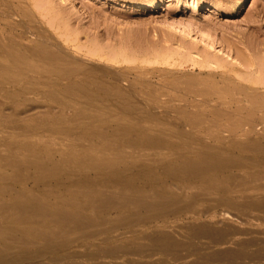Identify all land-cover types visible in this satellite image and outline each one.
Wrapping results in <instances>:
<instances>
[{
    "label": "rangeland",
    "instance_id": "obj_1",
    "mask_svg": "<svg viewBox=\"0 0 264 264\" xmlns=\"http://www.w3.org/2000/svg\"><path fill=\"white\" fill-rule=\"evenodd\" d=\"M0 40L7 44L22 41L32 49L43 41L48 51L68 52L81 59L80 63L93 67L96 75L87 77L82 83L90 82L89 92L101 99L92 103L86 90L70 99L85 107L90 105L88 110L104 118L81 129L62 126L59 123L63 117L70 118L78 112L68 96L64 100L65 95L56 93L48 98L44 91L31 93L14 79L7 82L0 77V117L5 119L0 122L1 150L12 149L17 158L26 152L36 156L43 154L55 163L65 164V170L73 171L78 177L97 178L102 185L114 179L110 189L116 192L124 190L117 184L124 182L131 185L130 190L141 189L144 194L150 192L151 196L163 192L175 196L169 208L152 212L153 220L147 221L143 231L139 230V225L127 228L130 220L126 223L124 220L129 211L125 210L123 215H117L116 211L105 212L106 218L101 223L93 224L86 231L72 232L71 236L69 234L71 240L68 235L61 238L62 241L67 239L65 249L42 251L34 258L20 259L16 264H182L184 258H178L174 252L153 247L150 236L159 233L186 245V249L184 246L177 249L180 255L192 253L185 260H196L203 253L214 259L205 264H264V209L253 200L249 203L241 196L234 197L236 192L247 190H256L258 196L264 197V192L261 193L264 190V122L260 120L264 115V0H0ZM33 74L29 72V75ZM95 79L102 80L101 83L113 81L112 86L116 90L121 88L129 96L128 100H132L131 106L121 103L122 97L118 93L103 96L91 82ZM226 94L241 101L240 105L245 108L241 111L236 103L231 104V109L219 104H199ZM106 96L114 98L108 100ZM125 109L127 111H123ZM241 114L247 115L254 124L238 123ZM121 117L132 122L136 120L134 123L149 128L151 133L160 135L162 129L172 140L164 141L162 145L144 143L141 136L145 132L141 134L119 126ZM253 128L258 133L252 140L243 137V132ZM19 129L25 131L24 137L18 136ZM230 130L236 133L230 134ZM221 131L218 139L216 136ZM165 139L160 135L159 140ZM25 141L49 144L39 146L41 151L29 150ZM110 143L112 146L108 145ZM202 145L220 147L222 151L228 149L225 152L231 151L229 154L232 155L233 151L234 156L248 161L236 162L229 170L223 167L198 176L171 171L186 162H193V167H197L202 159L191 156L186 147L193 149ZM257 146L259 150L255 149ZM111 147L126 152V158L131 161L156 163L160 151L168 155L169 160L146 170H137L134 163H124L115 168L116 177L108 178L93 171L89 154L97 150L111 158L115 152ZM138 172L155 178L160 190H152L139 182ZM11 174L13 171L3 169L0 161V176L8 178ZM38 174L36 170L24 174L22 186L26 188L25 192L40 195L49 204L62 205L61 199L70 198L68 193L54 198L46 181L38 184ZM85 181L77 186L86 187ZM9 186L2 182L0 192ZM19 188L17 191H21ZM150 194L146 195L152 198ZM1 199L9 201L7 196H1ZM162 212L160 218L158 213ZM1 225L0 232H4ZM200 226L225 231L223 238L229 243L212 248V244H207L212 243V239L195 235L194 228ZM135 229L139 231L134 234L131 231ZM88 232L96 234L87 237L84 234ZM110 237L117 239L107 241L109 246L104 239ZM27 239L34 242L32 250L33 244L41 247L46 244L32 237ZM192 243L194 250L190 246ZM220 249L230 255L215 253Z\"/></svg>",
    "mask_w": 264,
    "mask_h": 264
},
{
    "label": "bare ground",
    "instance_id": "obj_2",
    "mask_svg": "<svg viewBox=\"0 0 264 264\" xmlns=\"http://www.w3.org/2000/svg\"><path fill=\"white\" fill-rule=\"evenodd\" d=\"M10 43H11V41H10ZM36 45H38V46H36ZM36 45H35L36 47L34 46L35 48L33 47V49H32V47H29L28 45L23 44L22 41H20L18 43L13 41V43L7 44L4 41L0 40V77L3 79L5 78V80L7 82H10L12 79H14L13 81L16 84L21 85V87L23 89H27V91L31 92V93H37L38 91H40V92L44 91V93L48 96V98L50 95L52 96L53 94L59 93L61 95H65L64 100L66 99V96H68L69 100H71L70 98L78 97L77 95L82 93L81 91L86 90L87 93H90L92 103H93V101H97V100L101 99L100 96L98 98L96 94L89 92L91 89V87H90L91 83L90 82L82 83L84 81V79H86L87 77L89 79L94 77V74L96 71H94L95 69L93 67L80 63L81 59L75 58L72 54L70 55V54H68V52L63 51L62 49L61 50L63 51V53H60L61 51H58V50L56 52L48 51L47 45L43 44V41L40 44H36ZM35 56L37 58H34ZM96 70H97V68H96ZM29 72H33L35 74L29 75ZM107 80L108 79H106V81ZM91 82H93L96 85L98 90L100 89L102 91L103 96H104V94L105 95H111V94H113V92L118 93L122 97L121 103H123L124 105H126L128 107L131 106L130 101H132V100H130V101L128 100L127 97H129V96L125 95V93L122 91L121 88H117V90H116L115 86L113 87L111 84L113 81L111 83H105V81H103V83H101L102 80L95 79L94 81H91ZM115 83H116V81H115ZM16 87H18V85ZM128 93H131V92H128ZM53 96H56V95H53ZM106 97H108V96H106ZM106 97L105 98L103 97V98L107 100ZM219 97L220 98H218L217 100H208V101L204 100V101L199 102V104L204 105V106H208V105L213 106V104H219V106H221V107H230V109H231V104L236 103L235 106L237 105L241 111L245 108V106L240 105L241 101L234 100L233 97L228 95V94L223 95V96L221 95ZM112 98H114V97H112ZM112 98L108 97V100H110ZM123 98H124V100H123ZM58 99L59 98H57V100ZM61 100L63 102H67V101H68V103L70 102L69 100H67V101H64L63 99H61ZM78 100H80V99H78ZM115 100H117V99H115ZM122 100H123V102H122ZM82 101L83 100H81V102ZM102 102H103V100H102ZM112 103H113V101H112ZM74 104L77 106L76 108L78 109V112L73 114L72 116H70V118L63 117L60 121L61 123H59L62 126H65L68 128H80L81 129L86 125H90V124L94 125L98 122H101L104 119V118L102 119V117L94 114V112H92V110H88L87 107L90 105L87 104L88 106L85 107L83 104L78 103V102L74 103ZM96 104H97V102H96ZM114 105H116V104H114ZM119 106H121V105H119ZM121 108H123V107H121ZM94 111H96V110H94ZM123 111H127V110L125 109ZM212 113H213V111H212ZM127 117H129V116H127ZM3 120L5 121V119L3 117H0V122ZM260 120L262 122H264V115L260 117ZM116 121L118 122V119H116ZM119 121H121V123L118 125L122 126L124 129L130 128L134 131L141 132V134L144 131L145 133H143L141 136L144 143H151V144L160 143L161 144L164 141L166 142L168 140H172L171 136L166 134V132L164 133L162 129H160V135L162 137L165 136L166 137L165 140H159L160 139L159 134L151 133L149 128L142 126L141 124L134 123L136 120L134 122H132V120H127L126 117H121L119 119ZM139 121L140 120H138L137 122H139ZM239 122L241 124L242 123H247L249 125L254 124V122H252V120H250V118H248L247 115H242L241 120H239L238 123ZM24 132H25L24 130L19 129L18 136L24 137L25 136ZM27 132H29V131H27ZM222 133H223V131L219 132V134H217L216 137L219 139V137ZM229 133L235 134L236 131L230 130ZM257 133L258 132L256 131V129L253 128V129L246 130L242 134H243V137L248 138V139L251 138V140H252L253 137ZM263 133H264V130H263ZM157 138H159V139H157ZM262 138H263V136H262ZM111 141H109V142H111ZM113 141L116 142L117 140L115 141V139H114ZM242 142H243V140H242ZM247 142H245V143H247ZM41 143H42V145L35 143V142L25 141V146H27L29 150L41 151V149H40L41 146H47L49 144L46 141L45 142L42 141ZM111 143L108 145L110 146ZM262 145H264V144H262ZM20 146H21V144H20ZM39 146H40V148H39ZM240 146H238V147H240ZM243 146H244V144H243ZM257 147L255 149L259 150V147L258 148ZM111 148H113V147H111ZM115 148H113V149L115 150ZM219 148L220 147H218L216 149L215 148H209L208 146L206 147L204 145H202L201 147L197 146L193 149H189L186 147V151H188L191 156L193 155L195 157H200L202 159V161L199 162L200 164H198L197 167H193L194 166L193 162H186V163L178 165L176 167V169H171V171L183 172V173L187 174L186 176H193V175L198 176L200 174H202V175L207 174L210 171H213V170H216L219 168H223V167H225L229 170L233 166L236 165L235 164L236 162H239V161L247 162L248 161V159H246L244 157H236V155L234 156L233 151H232V155H231V154H229L231 151L229 153L225 152V151H229L228 149L225 148L226 150L222 151ZM113 149H111V152L113 151ZM13 152L14 151L12 149H9V150H1L0 149L1 166L3 167V169H8V170L13 171V174H11V176L8 178L4 177L3 175L0 176V185L2 182L8 183L10 185L9 187H7L9 189L4 190L3 192L1 189V192H0V223L2 224L1 227L4 228V229L3 228L2 229L5 230L4 232H0V264H16V263L20 262V259H24V258L27 259V258H31V257L34 258V256H36L37 254H39L42 251H46V250L47 251H56V250H59L61 248L65 249V247L68 246V243L66 242L67 239L65 241H62V239H65L63 237L67 238V235H68V238H69L71 236L72 232H74V231H78V232H80L82 230L86 231L93 224L101 223L106 218V216L104 215L105 212L109 213L110 211H116L117 215H123V214H125V210H127V211H129V213H128L127 217H125L126 219L124 218L125 223H126V220H130V222L128 223V226L126 225L127 228H129L130 226L139 225L141 227V229H139V230L143 231L144 228L145 229L147 228L146 227L147 221L153 220V219H151L152 218L151 217L152 212H155V211L159 212L158 211L159 209H160V211H161V209L163 210L164 208L168 207L170 202H173L175 200V198H174L175 196L172 197L170 195L165 194L164 192L160 193V194L156 193V195L152 193V196H151L150 192L146 193V194H150V196L152 197V198H150L146 194H144L145 192H143V190H141V189H135L134 188L135 190H130L129 188L131 187V185L129 183H124V182L117 183L118 186L121 188H124V190H121L120 192H116L115 190L110 189V187H112V185L114 186V183H115L114 179H112V180L110 179L109 184L102 185L98 182L97 178H95L93 180H88V179H83V177L85 175L78 177L77 175H75L73 173V171L71 172V171L65 170V167H66L65 164L55 163L52 160L45 158L43 154H42L43 156L42 155L36 156L33 153L26 152L22 156L18 155L20 157L17 158L16 155L13 156ZM262 152H264V150ZM125 153L126 152H124L123 150H119L117 148L115 150V152L112 153V155H115V156L112 157V155H110L111 156V158H110L107 155H105L106 153H104L102 151L92 150L89 154L90 155L89 160L92 162L93 171H96V172H98L104 176L106 175L108 178L114 177V176L116 177L117 173L114 171L115 168L120 167L124 163H134V165L137 166L136 167L137 170L138 169L139 170H142V169L146 170L147 168H150L152 166H155V165L157 166L158 164H160V162H164V161L169 160L168 155H165L164 152H161V151H160V155H159L157 162L152 163V164L142 162L139 160H137V161L128 160L126 158ZM257 155H259V154H257ZM262 156H263V154H262ZM262 156H260V157H262ZM260 157H258V158H260ZM260 160H261V158H260ZM29 170L38 171V173H39L38 177H37L38 184H42L44 181H46V184L51 186V190L53 191L52 192L53 197L55 196L56 198H58L62 195L66 196L69 194L70 198L61 199L60 203L64 206L72 207L73 209L67 210V209L63 208V206L60 204H55V203L49 204L40 195H35V194L30 193V192H25L26 188L22 186V184L24 182L23 176ZM137 177H138L139 182H142V183L148 185L149 187L152 188V190H155V189L160 190V185L157 183L155 178L150 176V174L138 172ZM60 180H63V181L61 182ZM85 180H87V184H86L87 186L86 187L77 186V184L79 182H82ZM17 187H20L19 189L21 191H17ZM254 191H256V190H254ZM254 191L247 190L246 192H244V191L236 192L235 195L233 193L232 194L234 195V197L236 195H238V196H241L243 199H246L248 201L253 200V202H255L256 205H258L264 209V197L258 196L259 193L254 192ZM263 192H264V190H262L261 193H263ZM1 196H7L9 198V201L4 202V199H1ZM250 201H249V203H251ZM176 203H177V201H176ZM176 203H175V205H177ZM235 203H236V201H235ZM170 207H172V206H170ZM260 207H257V208H260ZM158 214H160V218L163 217V215H162L163 212L158 213ZM165 214L166 213H164V215ZM114 218H116V217H114ZM120 218L121 217H117L118 220H121ZM112 221H113L112 223L114 224V220H112ZM118 222H120V221H118ZM121 223L122 222H120V224ZM120 226H122V225H120ZM111 227H113V226H111ZM114 227H115V225H114ZM189 228H191V227H189ZM124 229H126V228H124ZM139 230L135 229V230H132L131 232L135 234V232H138ZM192 231H193V229H192ZM110 232H112V231H110ZM194 233H195V235L212 239V243H207L208 245L212 244V248L213 247L220 248L223 245H226L227 243H229L228 241H226L223 238V236L225 235V231H222V230H214V229L206 227V226H200V227L194 228ZM12 234H13V237H10V235H12ZM19 234L20 235L22 234V235L20 236ZM69 234H70V236H69ZM95 234H96V232H94V233L91 232V234L89 233V234H84V235H86L88 237V236H95ZM159 234L160 235L154 234V235L150 236V240H151L150 242H152L153 247H158V249L161 248V249L165 250V252L166 251L174 252L175 256L177 255L178 258L179 257L181 259L184 258L183 259L184 261L182 262V264H205L209 260H212L211 258H209L207 256L208 254H206V256H205V255H203V253L201 255H199L197 253L200 257L199 258L197 257L196 260H193V259L185 260V258H187L192 253H190V251H188V252H186L185 255L177 254V249L179 247L184 246V245H182L181 243L174 242L172 240V238H170V236H168L166 234H161V233H159ZM195 235H193V236L195 237ZM28 237H32L33 239H37L38 241L46 242V244L44 243L45 245L42 247L39 245L36 246V244H33V245H35V247H34V250H32V248H33L32 243H34V242H32L31 239H30L31 241L28 240L27 239ZM58 239H59V241H58ZM110 239H117V238H115V237L111 238L110 237L106 240L104 239V241H106V243H107V241H109ZM55 240H57V241L55 242ZM69 240H71V239L69 238ZM34 241H36V240H34ZM193 241H194V239H192L191 242H193ZM69 242L71 243V241H69ZM108 243L110 246V242H108ZM194 243L197 246L199 245L196 242H194ZM125 244H127V243H125ZM242 244H244V243H242ZM123 245H122V247H123ZM188 245H187V247H188ZM192 245H193V243L190 246L192 247ZM246 245H247V243H246ZM207 246H206V248H207ZM236 246H237V244H236ZM240 246H242V245H240ZM28 247H30V248H28ZM118 247H120V246H118ZM242 248L244 249V245ZM111 249L114 250V248H111ZM137 249H139V243H138ZM141 249H143V248H141ZM185 249H186V247H185ZM193 250H194V248H193ZM223 250L224 249H222V250L220 249L219 252L217 251L215 253H217L218 255H220L219 253H221L222 255H230V253L228 251H226V250L223 251ZM59 251H57V252H59ZM115 251H116V249H115ZM117 251H118V249H117ZM138 252H140V250ZM191 252L195 253L192 250H191ZM200 252H202V251H200ZM51 253H53V252H51ZM95 253H97V251ZM112 253H113V251H112ZM64 254H66V253H64ZM217 254H214V255H217ZM46 255L44 256V258L46 257ZM49 255L51 256L52 254H49ZM112 255H114V254H112ZM52 256H54V255H52ZM56 256L58 257L59 255H56ZM239 256H241V255H239ZM214 257L215 256H213L212 258H214ZM40 258H41V256H40ZM53 258H55V257H53ZM178 258H176V259H178ZM124 259H126V258H124ZM220 259L221 258H219V260ZM237 260H241V259H237ZM237 260H235V261L237 262ZM27 261H28V259H27ZM41 261H42V259H41ZM212 261H214V259ZM30 262H32V261H30Z\"/></svg>",
    "mask_w": 264,
    "mask_h": 264
}]
</instances>
